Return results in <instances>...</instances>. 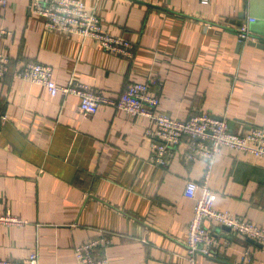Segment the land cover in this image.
<instances>
[{"label": "crops", "instance_id": "0c3cea01", "mask_svg": "<svg viewBox=\"0 0 264 264\" xmlns=\"http://www.w3.org/2000/svg\"><path fill=\"white\" fill-rule=\"evenodd\" d=\"M0 7V54L9 70L0 79V260L78 264L74 249L103 236L94 248L107 264H186L185 238L194 200L184 193L200 181L204 160H186L183 146L168 161H150L153 124L100 104L82 114L74 94L50 97L42 85L16 78L22 61L53 68L59 85L69 80L117 98L132 80L153 77L158 110L185 118L206 111L233 121L232 131L264 127V0H84L108 32L130 40L131 59L90 38L47 30L29 0ZM247 17L253 39H240ZM215 206L264 226V159L222 148L208 182ZM221 241L196 264H264V244L205 220ZM246 251L251 252L249 259Z\"/></svg>", "mask_w": 264, "mask_h": 264}, {"label": "built area", "instance_id": "2783aa9c", "mask_svg": "<svg viewBox=\"0 0 264 264\" xmlns=\"http://www.w3.org/2000/svg\"><path fill=\"white\" fill-rule=\"evenodd\" d=\"M208 3L209 0H200ZM7 0H0V7L7 6ZM31 14L41 18L47 30L66 35H79L82 39L90 38L99 47L109 53L131 59L134 56V45L119 35L103 29L100 16L84 0H29ZM254 18L247 17L238 28L240 39H253L249 23ZM11 30L0 28V35L11 34ZM9 57L0 54V79L9 70ZM16 78L42 85L50 97L57 94H74L79 98L78 108L82 114H94L100 104H109L122 109L130 116H147L152 121V128L146 130L150 137V161L156 165L168 161L170 149L182 145V157L186 160H204L205 170L200 181L189 179L185 182L183 193L194 200L193 213L187 224L185 246L187 250L186 264H196L197 255H214L216 248L228 244L227 239L219 240L204 225L205 220H212L228 227L237 235L245 236L264 244V226L229 210L215 206L217 194L208 185L213 159L224 147L241 151L264 159V127H253L242 132H234L228 128L226 118L214 117L206 111L190 114L185 118H176L159 112V98L150 92V86L156 82L153 77L143 80H132L126 84L117 98L103 96L100 91L81 82L69 80L59 85L53 75V68L39 61H22L15 69ZM7 119L0 115V125ZM0 221L20 224L22 221L10 212L0 213ZM108 239L99 236L89 238L76 245L74 249L78 264H107L105 256L97 257L94 248L105 245ZM251 252L246 251L249 259ZM0 264H39L37 253L31 252L23 260H0Z\"/></svg>", "mask_w": 264, "mask_h": 264}, {"label": "water", "instance_id": "95a60500", "mask_svg": "<svg viewBox=\"0 0 264 264\" xmlns=\"http://www.w3.org/2000/svg\"><path fill=\"white\" fill-rule=\"evenodd\" d=\"M232 124H233V121H229L228 122V128L230 129V130H232ZM228 228V227H227ZM249 241L250 242H253V243H257V242H255V241H253L252 239H249Z\"/></svg>", "mask_w": 264, "mask_h": 264}, {"label": "trees", "instance_id": "16d2710c", "mask_svg": "<svg viewBox=\"0 0 264 264\" xmlns=\"http://www.w3.org/2000/svg\"><path fill=\"white\" fill-rule=\"evenodd\" d=\"M104 29V28H103ZM105 30V29H104ZM105 31H107V30H105ZM108 32V31H107ZM110 33V32H109ZM130 41V40H129ZM131 42V41H130ZM32 61H36V60H32ZM40 62V61H39Z\"/></svg>", "mask_w": 264, "mask_h": 264}]
</instances>
